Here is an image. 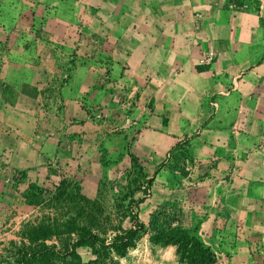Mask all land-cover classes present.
<instances>
[{"label":"crops","instance_id":"0c3cea01","mask_svg":"<svg viewBox=\"0 0 264 264\" xmlns=\"http://www.w3.org/2000/svg\"><path fill=\"white\" fill-rule=\"evenodd\" d=\"M239 1L78 0L97 12L90 36L99 44L88 47L84 37L76 43L80 62L60 91L58 111L29 115L12 106L38 101L26 91L38 88L24 68L28 56L18 50L13 64L0 69L12 85L0 89L1 143L17 140L14 154L18 147L54 154L66 121L74 117L80 125L83 92H90L92 104L109 105L110 83L125 81L140 96L130 114L139 128L136 152L156 160L185 140L194 170L207 173V216L199 234L214 255L211 264H264V14L244 12ZM207 53L211 63L198 65ZM9 90L16 93L11 98L3 94ZM8 124L16 130L9 136L3 134ZM79 125L68 131L82 130ZM21 127L27 137L54 127L58 139L44 138L35 149L17 139Z\"/></svg>","mask_w":264,"mask_h":264},{"label":"rangeland","instance_id":"374dc122","mask_svg":"<svg viewBox=\"0 0 264 264\" xmlns=\"http://www.w3.org/2000/svg\"><path fill=\"white\" fill-rule=\"evenodd\" d=\"M237 3L262 18L264 0ZM96 13L78 0H0V69L13 64L19 50L28 56L24 68L31 70L38 88L26 90L38 99L35 104L12 106L26 115L58 111L60 91L80 62L76 43L84 37L88 47L99 44L90 36V18ZM82 51L90 49L83 45ZM99 63L105 81L106 60ZM6 83L12 86L0 77V89ZM127 84L110 83L109 105L92 104L90 92H83L77 99L80 125L74 117L66 121L54 154L33 155L21 147L14 154L17 140L0 141V264H186L183 247L150 241L171 228L188 231L207 248L199 234L207 216V173L194 170L185 140L156 160L136 152L139 128L130 114L140 96ZM3 94L11 98L16 93ZM76 124L82 130L68 131ZM14 125L5 126L3 134L15 133ZM22 127L17 139L35 149L44 138L57 137L54 127L34 129L28 137V128ZM129 229L134 246L119 257L110 242L128 236ZM89 233L103 239V246H76ZM43 246H53L46 257L29 256Z\"/></svg>","mask_w":264,"mask_h":264},{"label":"trees","instance_id":"16d2710c","mask_svg":"<svg viewBox=\"0 0 264 264\" xmlns=\"http://www.w3.org/2000/svg\"><path fill=\"white\" fill-rule=\"evenodd\" d=\"M134 237V231H132L131 229H129L128 236L126 237L119 236L120 239H117L118 237L115 236L112 242H110V250L119 257L123 256L127 249L132 248L134 246ZM150 241L153 243H159L161 245L173 244L177 245L178 248L183 247V258L186 260V264L212 263V259L208 249L203 248L200 242L194 236H192L191 233L181 228L166 229L159 234L151 236ZM85 244L99 245L98 247H102L104 241L103 239L97 237L95 234L89 233L83 234V236H81L76 242V246H81ZM187 246L189 248H187ZM73 247L70 248V252H73ZM52 248L53 246H43L41 250H36L29 256L32 259L36 258L39 255L42 257H46L47 254L52 250ZM193 248L197 250H193Z\"/></svg>","mask_w":264,"mask_h":264},{"label":"built area","instance_id":"2783aa9c","mask_svg":"<svg viewBox=\"0 0 264 264\" xmlns=\"http://www.w3.org/2000/svg\"><path fill=\"white\" fill-rule=\"evenodd\" d=\"M211 61H212V55L208 53L200 56L197 60L198 65H208L211 63Z\"/></svg>","mask_w":264,"mask_h":264}]
</instances>
